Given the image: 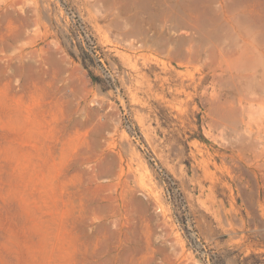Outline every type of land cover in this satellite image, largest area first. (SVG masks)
<instances>
[{
    "label": "rangeland",
    "instance_id": "374dc122",
    "mask_svg": "<svg viewBox=\"0 0 264 264\" xmlns=\"http://www.w3.org/2000/svg\"><path fill=\"white\" fill-rule=\"evenodd\" d=\"M0 264H264V0H0Z\"/></svg>",
    "mask_w": 264,
    "mask_h": 264
},
{
    "label": "bare ground",
    "instance_id": "6f19581e",
    "mask_svg": "<svg viewBox=\"0 0 264 264\" xmlns=\"http://www.w3.org/2000/svg\"><path fill=\"white\" fill-rule=\"evenodd\" d=\"M150 48V47H149ZM153 49V48H152Z\"/></svg>",
    "mask_w": 264,
    "mask_h": 264
}]
</instances>
